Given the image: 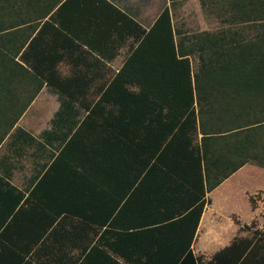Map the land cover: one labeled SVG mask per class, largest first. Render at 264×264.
Here are the masks:
<instances>
[{
	"label": "trees",
	"instance_id": "16d2710c",
	"mask_svg": "<svg viewBox=\"0 0 264 264\" xmlns=\"http://www.w3.org/2000/svg\"><path fill=\"white\" fill-rule=\"evenodd\" d=\"M181 1L171 0V6ZM214 1L221 26L189 32L176 25L170 7L146 30L107 0H0V144L47 84L89 111L61 152L76 158L71 162L82 182L86 170L87 177L103 174L104 180L96 177L99 185L113 189L118 173H132L136 148L142 149L143 170L153 161L200 196L247 164L264 169V0ZM96 3L109 7L119 31L126 21L123 35L129 31L138 42L119 71L111 70L109 83L82 84L60 76L53 57L57 40L46 31L50 21L36 30L40 19L54 18L56 11L84 10ZM90 85L101 90L99 98L72 92ZM115 133L126 141L125 154L111 152L104 160L105 140ZM110 171L114 174L108 182ZM10 188L0 177L1 199H7ZM17 195L12 207L0 209V264H121L101 241L93 243L104 222L99 210L74 211L84 221H56L53 214L46 220L37 203L38 185L26 198ZM250 200L255 206L252 196ZM204 206L200 201L175 225L140 223L136 231L108 230L114 245L104 244L124 255L128 250L131 264L172 259L174 264H264V228L237 236L206 262L195 257L192 243ZM55 236L57 241L51 240ZM59 249L71 250L70 256H53ZM40 251L51 257L41 258ZM133 251H140V258H131Z\"/></svg>",
	"mask_w": 264,
	"mask_h": 264
},
{
	"label": "crops",
	"instance_id": "0c3cea01",
	"mask_svg": "<svg viewBox=\"0 0 264 264\" xmlns=\"http://www.w3.org/2000/svg\"><path fill=\"white\" fill-rule=\"evenodd\" d=\"M107 1L132 18L140 28L146 30L154 24L166 7L171 8L174 22H177L181 31L189 32L194 30L189 28L185 15L194 12L193 15L199 19L201 25H204L205 12L210 11L214 14L216 10L214 0V2L205 0L204 3L203 0H184L172 6L171 0ZM87 6L84 10L76 8L56 11L54 18L48 16L40 19L36 32L42 28L46 20L50 21L46 31L49 37L52 38L53 35L58 41L52 43L53 57L58 62L57 68L61 77H70L72 80L75 78L86 83L87 81L96 84L109 83L137 45L138 39L134 34L130 35L129 31L123 35L126 21L121 31L117 29V24L111 19L106 4L96 3ZM111 22L117 30L115 27L110 28ZM203 30L199 31L203 32ZM68 40L69 42L66 43ZM111 70L115 71L112 75ZM72 92L81 98H99L102 93L94 85ZM88 112L79 102L69 100L67 95L53 90L47 84L43 86L0 144V177L14 188L8 189L6 200L0 198V209L12 207V202L18 196L17 193L23 194L26 198L36 185H38L37 203L46 220H49L48 218L53 214L57 215L56 221H84L74 211L84 208L92 213L97 209L104 222L99 223L101 227L93 243L97 244L101 241L104 251L121 264H131L127 259L130 257L127 254L128 250L124 255L118 249L105 245L106 241L114 245L108 238L110 235L108 230L136 231L139 228L137 224L140 223L143 227L169 225L173 222L175 225L177 221H183L200 201H205V206L192 243L195 257L206 262L218 250L234 241L238 235L226 237V234L217 233V228L221 227L217 221H235L229 214L233 211L232 208L227 207L232 194L230 184L246 166L213 190L206 191L200 196L199 191L186 181L170 171L157 168L153 161L143 170L142 149L136 148L132 173L127 176L118 173L113 189L109 188L112 185H99L96 177L100 180H104L105 177L98 172L95 177L92 175L87 177L85 170L86 175L82 182L79 180V168L72 164L75 162H71L75 157L69 151L64 155L61 152L81 127ZM119 134L115 133L109 137L108 140L111 142L109 149H107L109 142L105 140L102 159L105 160V155L111 152L125 154L123 146L126 141L123 136L118 137ZM59 157H61L60 162L52 169ZM88 160L90 159L87 157L85 162L90 163L87 165H92V160ZM118 165L123 168L122 164ZM113 174V171L106 173L108 182ZM78 195L81 197L79 198ZM250 197L248 196L253 209L255 206ZM111 211L114 212L109 216ZM52 239L57 241L56 236ZM70 251H55L52 255L61 256L62 253H67L66 255L70 256ZM71 254L78 255L77 251H72ZM50 255L51 252L39 253L43 259L51 257ZM140 255V251H133L131 258H140ZM164 263L175 262L172 259Z\"/></svg>",
	"mask_w": 264,
	"mask_h": 264
},
{
	"label": "rangeland",
	"instance_id": "374dc122",
	"mask_svg": "<svg viewBox=\"0 0 264 264\" xmlns=\"http://www.w3.org/2000/svg\"><path fill=\"white\" fill-rule=\"evenodd\" d=\"M217 11H214V14L210 11L205 12L204 25H201L199 19L193 15L194 12L185 15V21L188 23L189 28L194 31L206 30L207 28L215 30L221 26ZM193 65L196 69L198 65L196 57L193 58ZM230 187L232 188V194L231 199L227 202V207L232 208L233 211L229 214L235 221H217L221 225L217 228V233L220 235L226 234V237H233L234 235H252L256 229H263L264 169L254 164H247L244 170L234 177ZM248 196H252L256 202L253 209ZM246 225H250L249 228L245 227Z\"/></svg>",
	"mask_w": 264,
	"mask_h": 264
}]
</instances>
